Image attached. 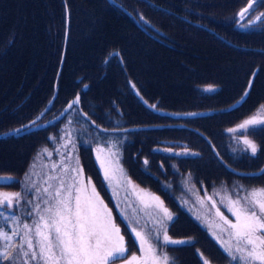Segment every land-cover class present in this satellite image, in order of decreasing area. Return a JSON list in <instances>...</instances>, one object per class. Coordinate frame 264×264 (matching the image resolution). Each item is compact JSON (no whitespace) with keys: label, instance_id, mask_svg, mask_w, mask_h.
Segmentation results:
<instances>
[{"label":"trees","instance_id":"1","mask_svg":"<svg viewBox=\"0 0 264 264\" xmlns=\"http://www.w3.org/2000/svg\"><path fill=\"white\" fill-rule=\"evenodd\" d=\"M114 2L0 0V176L6 177L0 178L1 183L9 185L23 176L26 177L25 174L34 160L33 152L50 144L47 135L58 134L56 129L63 124L62 121L67 116L77 120L69 125L70 132L67 133H77L78 149L84 151L81 157L83 164L90 162L92 155L91 145L83 148L85 143L82 141H93L91 144H95V140H98L101 145L107 142V136H115L118 138L116 142L122 145L121 150L125 160L123 161L122 158L121 163L125 168H129V163H133V160L138 159L141 154L133 142L122 140L121 135L129 133L139 140L142 134L147 133L145 130L130 133L125 129L145 125L150 131L148 135L153 137L150 141L155 146L156 139L153 134L169 133L171 128L177 129L174 117L167 113L176 109V102L180 105L188 103V99L186 102L184 97L186 87L182 88L181 84L188 82L189 86L198 89L201 84H206L203 81L206 77L202 76L205 73L211 75L210 85L216 87L214 86L209 93L202 91L199 94L197 91H192L190 96L195 99L193 95L195 94L197 100L204 101V105L201 106L200 102L196 101L195 106H185L180 110L190 111L189 114L199 116V109L212 112L229 105L227 114L212 112L214 114L212 122L224 131V136L227 134L226 129H231L228 125L239 119V116L232 117L239 112V109H242L241 116H245L264 104V101H261L264 96V22L245 26L248 30L245 33L235 29L236 32L233 33L230 28L239 21L235 18L239 10L246 5V0H114ZM125 5L128 9L123 8ZM258 6L264 9V6L259 4ZM131 7L142 16L153 15V18L156 17L153 14L156 10L170 15L181 13L189 23L183 21L180 24L190 29L193 35L177 33L170 26L167 29L165 27L167 24L163 22L162 30L172 36L171 40L174 42L166 43L168 51H159L155 49L159 48L158 43L131 23L130 18L138 15L129 10ZM91 20L98 21L92 30L88 24ZM199 23L203 27H199ZM238 25L241 24L238 22ZM212 30L216 33L210 32ZM88 32L91 35H87ZM85 34L88 37L84 38ZM156 40L162 41L161 38ZM164 40L162 42H165ZM175 40L182 48L175 43ZM234 50L245 51L253 57V61H249L247 66L241 56L233 58V54L225 52ZM220 51H223V56L227 58L224 60L227 62L238 61L237 68H242V72L246 71V75L239 74L237 68L231 73L221 72V65L216 62ZM63 54L65 56L61 57ZM196 55L201 57L200 61L194 60ZM258 55L263 59L255 58ZM172 56L177 58L178 62H176L177 69L174 68L170 76L161 75L163 71L158 68L152 70L156 63L166 64ZM110 58L114 60L108 61ZM181 64L195 69V72L182 68ZM115 91L119 93L113 94ZM245 92L248 93L247 96H243ZM77 96L79 103L69 108L58 119L59 121L50 126L54 130L45 128L33 133L21 134L28 128L25 126L31 125V121L37 115V110L33 109L36 104L42 107L49 101L55 100L57 110L53 105L48 109V113L55 112V116ZM30 99H33V102L28 107L21 108ZM122 101L124 104L118 106L117 103ZM227 116L231 118L226 122ZM201 117H181L180 121L184 124L180 126L183 128L177 131L184 136L186 142H191L194 138L197 127L202 129L199 125ZM193 124L196 127L195 131L188 128ZM208 125L217 128L210 123ZM98 128L106 131H100ZM16 129L23 130L19 134H12ZM220 135V132L209 133L204 128L198 132L196 139L203 142L208 149L211 141L217 152L233 164L232 171H227V176L260 178L251 175L258 168L252 164L251 154L239 163L241 158L234 155L235 161H233L229 157L233 154L220 150L213 141L221 142ZM193 147L199 155H203L202 147L196 143H193ZM134 151L137 158L132 157L130 153ZM91 162L89 171L94 178H97V172L92 169ZM141 163L137 164L142 165ZM199 164L198 172H194L195 175L204 174L218 181H227L225 175L221 178L212 176L211 174H215L217 169L208 166L205 161ZM143 167L146 168L145 165ZM143 172L146 170L143 169ZM139 175L138 179H140ZM261 175L264 176V171ZM244 186L245 188L264 187V180L254 183L245 182ZM207 187H211L209 183ZM8 192L12 191L8 190ZM193 194L194 192L191 196ZM191 202L193 205L196 204L194 200ZM198 212L202 213L200 206ZM195 216L204 222L202 214L199 216L195 212ZM182 226L186 235L190 236L192 233L200 235L197 228L193 232L194 229L187 227L185 223ZM206 240L213 242L208 236ZM219 262L227 263L225 260Z\"/></svg>","mask_w":264,"mask_h":264},{"label":"rangeland","instance_id":"2","mask_svg":"<svg viewBox=\"0 0 264 264\" xmlns=\"http://www.w3.org/2000/svg\"><path fill=\"white\" fill-rule=\"evenodd\" d=\"M254 9L256 10L257 16H259L260 13L264 12V9H260L258 4L254 6ZM153 14L157 17L155 18V21L159 25L165 22L167 25H170L171 28L173 27V30H176L177 33L193 35V32L190 29L180 24L185 21L182 20L184 19V17L181 15V13L178 15H170L166 14L164 11L156 10L155 12H153ZM239 18L240 17L237 16L235 19L238 20ZM177 19L179 20L177 21ZM252 19H254V17H252L251 22H249V13H246L245 19L242 20L240 18V20L238 21L241 25H238L237 22L236 25L234 24L235 26H230V28H232L233 33L236 32L234 31V29L238 32L245 33L248 32L245 26L247 27L248 25L251 26L264 22V17H262L259 21H256V19ZM97 22L98 21L93 22L92 20L88 22L91 27L90 30L95 27ZM198 26L203 27L201 23H199ZM254 27H251V29ZM211 32L216 33L213 30ZM86 34L91 35L90 32ZM86 34L83 35L84 38H86ZM152 39L154 42L158 43L159 48H154L158 49L159 51H168L169 49L167 48V45L171 42H174V40L168 39H165V42L157 41L156 38ZM175 43L180 48H182L181 44L178 43L177 40H175ZM231 47L235 48V46L233 45H231ZM149 50L151 49L149 48ZM225 52L233 54V58L241 56V58L245 60V64L247 66L249 64V61H253V57L249 56V54H247L245 51L240 52L234 50ZM62 53H64V51H62ZM62 56H65V54L61 55V57ZM156 58L159 57L156 56ZM255 58L263 59V57H261L260 55ZM224 59L227 58L223 56V51H220L219 55H217L216 60L217 64L221 65L220 71H225L227 73L234 72V70L238 67V61L229 60V62H227V60ZM194 60L200 61L201 57L199 55H196ZM176 62H178L177 58L172 56L169 58L168 63L159 64L158 62L156 63L154 68H152L153 66L151 68L153 71L158 68V70L163 71L160 73L161 75L165 76L167 74L168 76H170V72L173 71L174 68L177 69ZM181 67L188 71H191L192 73L195 72V69L187 67L185 64H181ZM236 71H238L239 74H242L244 76L246 75V71L243 70L242 72V68H237ZM202 76L206 77V79L203 80L206 84H201L198 89L194 88L193 86H189L188 82H184L183 84H181L182 88L186 87L184 97L186 98V102L188 99V103L182 105L176 103L175 112L177 114L183 113L180 108H183L185 106L192 107L195 106L196 101L200 102V100L196 99L197 96L195 94H193L195 99L190 97L192 95V91H197L200 94V92L206 91V88L211 89V86H215L210 85L209 76L211 75L205 73ZM118 93L119 91L113 92V94ZM199 98L200 96L198 97V99ZM261 101H264V96H262ZM32 102L33 99H30L29 102L25 103L21 108L28 107V105H30ZM117 104L118 106H122L124 104V101ZM224 104H226L225 101ZM52 105L57 110L55 100L49 101L46 106L41 107L40 104H36L33 107L34 110H37V115L35 116V118L39 117L36 123L46 121V124H48L50 120L55 119V117L52 118L55 112L51 114L47 112L49 108H52ZM228 106L229 105H227L226 108L218 110L217 113L227 114ZM246 107L248 109L247 105ZM263 109L264 108H258L255 111L247 113L245 116H241L242 109H239V112H236V114L232 116H239V119L236 122L228 125V127L235 128L238 124L253 116H257L258 118H260L264 114H260V111H262ZM201 110L203 109H199L198 111ZM213 117L214 114L208 111L200 118L199 125L202 127V129L197 127V131L195 132L194 138L191 140V142H186L184 140V136L179 131H177V129L183 128L182 126H180L184 124L180 121L181 117H174L173 119L177 124V129L171 128V131L169 133H164V135L170 136L171 138L175 139V142L168 141L164 142L162 145L157 144L153 146L152 142L150 141L153 139V137L148 135L150 131L148 128H146L145 125L131 126L126 128L125 130L130 133L134 131L138 132L140 130H145L147 133L142 134L139 137V140L131 136L129 133H123L121 135L122 140L126 139L127 142H133L135 148L138 149L139 154H141L138 159H143L141 163L142 165L135 163V160H133V163H129L128 173L123 163H121V159L123 158V161L125 159L121 150L122 145L116 142L118 138H116L115 136H107V142L104 144L101 143V145H99L98 140H95V144H91V142L93 141H82L83 143H85L83 145V148H87L91 145L90 152L92 156H90V162L92 158V169L97 172L98 175L97 178H94V175L89 171L90 162H88L87 164H83L81 162V157L84 154V151L78 149L79 142L77 141V133H67L70 132L69 125L77 120L72 116H67L62 121L63 124L56 129L58 134H52L51 136L49 134L47 135L49 137L50 144L46 145V148H37L39 150L36 149V152H33L34 160L30 165L29 171L27 172L30 179L26 180V177L23 176L22 178H20V180H16L13 183L15 189L12 192H8V190L6 189V185L0 182V195L19 192L22 193L24 200L31 199L35 203V193L37 192V189H42L45 186V180H48L50 176L54 177L57 175H63L65 180L71 183V178L77 176V173L72 170L78 164L83 170L80 173L78 180L86 185V192L84 194L88 195L92 192L93 189L95 190L98 199L102 202L103 206L106 207L112 221L120 229V234L124 236L125 246L127 248L126 255H128V257H131L133 255L137 257L143 256V253L139 251L138 242H134L135 234L131 231V229L135 228L137 231H140L147 236L149 231L153 228L159 229V222L163 217V209H167L173 217L170 221L167 220V218L163 219V222L165 223L167 228L168 235L175 240L186 241V243L184 244H169L162 246L164 254H166L168 257V264H204L205 260L209 261V264H220L219 261L224 260L227 262L225 264H235V262L232 261L224 251L226 247H231L235 243V241L230 238L228 231H222V228H225L226 225L223 224L220 215L217 214V209L225 217L233 221L235 217L229 211L228 207H226L228 201L227 199H225V197H227L229 193H231L233 197H235L237 190H241L240 194L243 195V190L261 189L264 187L252 186L250 188H244L245 182L254 183L256 181H261L262 177H249L247 179L245 177L236 178L232 175L227 176V171H232L230 162L227 159L223 158L217 152L211 141H209V147L211 149L210 153V149L206 148V145L203 142L196 139L198 132L202 131L204 128L209 133L220 132V138L223 144L217 140L213 141L218 145L221 151H224L228 154H233V156L230 155L231 159H234V155L239 158L246 157L247 152L244 150L245 145L242 143V138L237 139V137L241 134L230 133L228 131V133L231 134L229 136H233V139L229 143L227 138L224 136V131H222L217 124L212 122ZM230 118L231 116H227L226 122ZM208 123L213 126H217V128L214 129L213 127H210ZM92 125L95 126L94 123H92ZM32 127H36V125H33ZM46 129L52 128L50 126H46ZM98 129L105 132L102 128ZM36 131L37 129H34L32 130V133ZM256 132H258L259 136L264 138V131L255 130L254 133ZM155 135L156 134H153L154 138ZM50 137H52L53 139H50ZM193 143H196V145L202 147L204 153L200 159L191 164L189 160L192 159V154L194 155V152L184 149V147H186L187 144L193 145ZM241 143L242 146H240ZM62 145H66V147H62ZM44 149H47L48 152H45ZM259 151L260 145L258 146V152ZM48 153H51V156H49ZM130 153L132 154V157L134 155H137L134 154L135 151ZM159 156L166 158L162 161H172L174 166L171 165L172 162H165L164 164L168 166V168L163 167L164 164L160 159H158ZM145 161H147V164H145ZM202 161H205L208 166H212L215 168V170H218H216L215 174H211L212 176L221 178L225 175V178L227 177V181H218L211 177L209 180V184L211 187H207L208 183L205 180L207 177H210L209 175L202 174L200 176H195L194 172L193 174L191 172V169L196 166L199 167V162L202 163ZM53 164H61L62 167L53 169ZM143 165H145L146 168L143 167ZM176 165L181 167V170L179 172H177ZM138 166L142 167L139 168ZM63 169H67L68 171L65 172L63 171ZM143 169L146 170V172H143ZM138 175L140 179L137 178ZM141 175H143L142 178ZM0 178L5 179L6 177L0 176ZM49 183L55 184L56 181L50 180ZM33 184L37 185V189H32ZM29 189L32 190L29 191ZM192 192H194V194L191 196ZM209 197H211V199H209ZM155 198H158V200ZM222 199H224L223 203L221 202ZM191 200H194L196 204L193 205ZM199 206L202 210V213L198 212ZM30 208L31 205L21 203L18 211L15 213L18 217L21 218L22 223H32L34 217L26 215V211ZM195 212H197L199 216L201 214L204 216V222L198 220L197 216H195ZM8 214L11 215L12 213ZM184 223L187 227L194 229L193 232H195V229L197 228L200 235L198 233H192L190 236L186 235L184 232L185 228H183L182 226V224L184 225ZM0 227L9 232H11L13 229L22 232V228L20 226L12 223L10 220L5 221L3 218H0ZM207 236L213 242L206 240ZM2 246L3 241H0V247ZM122 262L125 261L121 260L118 262V264H124Z\"/></svg>","mask_w":264,"mask_h":264},{"label":"snow or ice","instance_id":"3","mask_svg":"<svg viewBox=\"0 0 264 264\" xmlns=\"http://www.w3.org/2000/svg\"><path fill=\"white\" fill-rule=\"evenodd\" d=\"M256 4L264 6V0H246V7L238 16L244 19L245 14L252 10L249 22L252 17L261 20L264 12L257 16L253 8ZM247 95V92L243 94ZM78 103L77 96L68 107L72 108ZM35 124L33 120L32 125L25 127ZM260 125H264V118L253 116L228 131L240 133L237 139L242 138L244 150L255 156L258 146L248 138V133ZM22 130L16 129L12 134H19ZM259 130L264 131V128ZM44 151L48 152L47 149ZM48 155L51 156V153ZM61 167V164L52 165L53 169ZM72 171L77 176L71 178V183L63 175H57L45 180L42 189H37V185L33 184L32 189H37L35 203L31 199L24 200L19 192L0 195V218L10 220L22 228V232L15 229L9 232L0 227V241H3L0 264H118L121 260L126 261V264H168L162 246L186 243L168 235L163 219L170 221L173 217L167 209H163L159 229L153 228L147 236L135 228L131 229L135 234L134 242H138L143 256L133 255L129 259L124 236L120 234V229L112 221L95 190L88 195L84 194L86 185L78 180L82 168L77 164ZM25 176L26 180L30 179L27 173ZM50 180L56 183H49ZM240 191L237 190L235 197L231 193L225 197L228 201L226 207L235 217V222L217 209V214L226 225L222 231H228L230 238L235 241L224 251L235 264H264V188L243 190V195ZM21 203L31 205L26 211V215L34 217L31 224L22 223L21 218L15 214ZM204 264H209V261L205 260Z\"/></svg>","mask_w":264,"mask_h":264},{"label":"flooded vegetation","instance_id":"4","mask_svg":"<svg viewBox=\"0 0 264 264\" xmlns=\"http://www.w3.org/2000/svg\"><path fill=\"white\" fill-rule=\"evenodd\" d=\"M124 9L126 8V9H128V6H126L125 5V7H123ZM129 10H131V11H133V12H135V13H137L138 15L135 17V18H130V20H131V23L132 24H134L135 25V27L136 28H138L139 30H141L142 32H144V33H146L148 36H150L151 38H154L155 39V36H156V38H161V40L163 41L164 39H168V40H171V38H172V36H170L169 34H167L166 32H164L163 30H162V23L159 25L156 21H155V18H157V17H154L153 18V16H151V17H148L147 15L146 16H142L141 14H139V12L135 9V8H133V7H131V9H129ZM255 19V18H254ZM254 19H252V20H254ZM179 19H177V21H178ZM182 20H185V19H182ZM186 21V20H185ZM257 21V20H256ZM187 23H189L188 21H186ZM245 22V21H244ZM168 26H170V25H166L165 27L168 29L169 27ZM161 31H163V33L165 34H163ZM150 34H149V33ZM154 35V36H153ZM109 60H114V59H108V61ZM122 65V64H121ZM123 66V65H122ZM214 87V86H213ZM213 87L211 86V89H207L206 88V91H204V93H209L212 89H213ZM200 102H201V106H203L204 105V101L203 100H200ZM240 102V101H239ZM238 102V103H239ZM177 103V102H176ZM237 103V104H238ZM192 104H194V103H192ZM242 104H240V106H241ZM264 105V104H263ZM193 107V106H192ZM259 107H261V105H259L258 106V108ZM131 107H129V109H130ZM242 108V107H241ZM220 109H222V108H218V109H215L214 111H212L214 114H216L217 112H218V110H220ZM131 111V110H130ZM197 111V110H196ZM47 112H48V110H47ZM190 112V111H189ZM189 112H183L182 114H177L176 112H175V110L174 111H172L171 113H167V115H171V116H173V117H190V118H195V117H200V116H203V115H205L206 113H207V111H203V110H201V111H198V113H199V116H196V115H194L193 116V114H189ZM260 112H262V113H264V109L262 110V111H260ZM131 113L133 114V111H131ZM56 116V115H55ZM54 115L52 116V118H54L55 117ZM124 117V116H123ZM123 117H120V119H123ZM51 118V117H50ZM131 118H133V115H132V117ZM260 118H264V114L260 117ZM51 121V120H50ZM49 121V122H50ZM56 121H59V120H56ZM48 122V124H46V126H51L52 124L51 123H49ZM169 127H174L173 125H169ZM188 128L191 130V131H195L196 130V127H195V124H193V125H189L188 126ZM260 128H264V125H260L259 127H257V129L256 130H259ZM255 131V130H254ZM254 131H252V130H250V133H249V138L257 145V146H259L260 145V151L259 152H257V154L255 155V156H253V159H252V164L253 165H255V166H258V168H256L253 172H252V174L251 175H256V176H258V177H262L261 179H263L264 180V176H262L261 175V172L262 171H264V138L263 137H261V136H259V134H258V132H256V133H254ZM259 131H261V130H259ZM227 134L225 135V137L227 138L229 135H231V134H229L228 133V129H226V131H225ZM264 133V132H263ZM23 134H25V133H23ZM155 139H156V144L155 145H157V144H159V145H162L164 142H168V141H173V142H175V139H173V138H171L170 136H166V135H164V133H161V132H158L156 135H155ZM233 139V136H230L229 138H227V140H228V142L230 143V141ZM240 146H242V143H241V145ZM184 149H187V150H189V151H193L194 152V155L192 154V159H190L189 161L191 162V164L193 163V162H195V161H197L198 159H200L201 157H202V155H199L198 153H197V151H196V149L193 147V145L192 144H187L186 145V147H184ZM250 155V152H247L246 153V157L247 156H249ZM233 156V155H232ZM134 157H136L135 155H134ZM229 157H230V155H229ZM246 157L245 158H241L238 162L239 163H242L245 159H246ZM158 159H160L161 161L162 160H164V159H166V158H163V157H158ZM233 161H235V159H232ZM138 162H140L141 163V159L140 160H137V159H135V163H138ZM163 162V164L165 163V162H172V161H162ZM230 164L231 165H233L231 162H230ZM172 166H174L173 165V162H172V164H171ZM260 165V166H259ZM163 167H166V168H168V166H166L165 164L163 165ZM249 167V166H248ZM176 168H177V172H179L180 170H181V167H179L178 165H176ZM198 166H196V167H193L192 168V173L193 172H198ZM126 171H127V173L129 172V168H126ZM195 176H197V175H195ZM210 178L211 177H207L206 178V182L207 183H209V180H210ZM213 178V177H212ZM171 180V179H170ZM169 180V181H170ZM14 183V182H13ZM13 183H11V184H9V185H6V189L7 190H9V191H14V186H13ZM244 188H245V186H244ZM234 222H235V218H234V220H233ZM131 257H129V259H130ZM122 263H124V264H126V261L125 262H122Z\"/></svg>","mask_w":264,"mask_h":264},{"label":"water","instance_id":"5","mask_svg":"<svg viewBox=\"0 0 264 264\" xmlns=\"http://www.w3.org/2000/svg\"><path fill=\"white\" fill-rule=\"evenodd\" d=\"M254 6H255V5H254ZM254 6H253V8H254ZM244 7H246V5H245ZM244 7H243V8H244ZM243 8H242V9H243ZM242 9H240L239 12H240ZM251 11H252V10H249V14L251 13ZM239 12H238V13H239ZM238 13H237V16H238ZM244 19H245V18H244ZM239 20H240V18H239ZM242 20H243V19H242ZM210 32H211V31H210ZM66 39H67V33H66V35H65V40H66ZM71 103H72V102L68 103V104L65 106V108L60 112V114L57 115V116L55 117V119L51 120L49 123H52V122L58 120L59 118H61V117L64 115V113L69 109L68 105L71 104ZM44 127H46V122L43 123V124H41V125H39V126L32 127V128H30V129L26 130L25 132H29V131H32V130H34V129H40V128H44Z\"/></svg>","mask_w":264,"mask_h":264},{"label":"bare ground","instance_id":"6","mask_svg":"<svg viewBox=\"0 0 264 264\" xmlns=\"http://www.w3.org/2000/svg\"><path fill=\"white\" fill-rule=\"evenodd\" d=\"M111 2H114V0H110ZM115 3V2H114ZM80 107V106H79ZM57 121H54V122H52L51 124L53 125V124H55ZM25 131V130H24ZM24 131H22L21 132V134H23L24 133Z\"/></svg>","mask_w":264,"mask_h":264}]
</instances>
